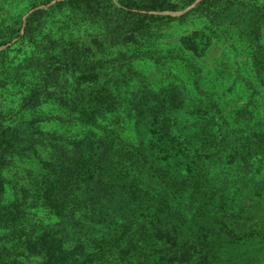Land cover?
Wrapping results in <instances>:
<instances>
[{"label": "trees", "instance_id": "obj_1", "mask_svg": "<svg viewBox=\"0 0 264 264\" xmlns=\"http://www.w3.org/2000/svg\"><path fill=\"white\" fill-rule=\"evenodd\" d=\"M52 1L27 15L24 36L49 10L68 7L88 16L101 39L69 43L32 62L43 77L32 92L52 95L22 100L21 110L51 103L60 116L40 114L15 126L0 117V264H24L12 253L22 245L41 255V264H264V46L254 16L249 24L253 6L233 18L253 43L245 67L221 50L216 57V44L193 32L169 51L166 83L123 96L138 86L116 81L111 88L102 79L117 63L132 73L120 62L128 58L108 65L105 51L135 43L164 18L181 20L169 14L184 8L163 0ZM211 5L224 14L237 6L198 0L189 13ZM181 60L198 76L208 69L220 80L179 79ZM240 71L250 80L232 81ZM61 80L64 96L55 95ZM50 120L81 133L42 132ZM38 134L52 146L39 192L31 189L29 204L26 192L10 199L12 157L35 153Z\"/></svg>", "mask_w": 264, "mask_h": 264}, {"label": "rangeland", "instance_id": "obj_2", "mask_svg": "<svg viewBox=\"0 0 264 264\" xmlns=\"http://www.w3.org/2000/svg\"><path fill=\"white\" fill-rule=\"evenodd\" d=\"M45 1L50 2L52 0H0V117L5 123L12 126L40 114L60 116L62 113L59 108L51 106V103L45 105V108L42 106L36 112H34L35 110H21L22 100L30 99L33 95L39 96L38 98H46L52 95L50 92L49 95H46L44 91L39 92V94L37 92L38 95L36 92H32L34 88H40L37 86L43 79L35 71V67H31L34 60L43 57L48 52L65 49L69 43L101 39L97 26L89 20L88 16L68 7H63L60 10H49L40 20L34 34L24 36L22 31L25 18L34 10L45 7L43 5ZM163 1L170 2L177 8H184L169 14L173 18H181L182 16L181 20L164 18L143 30L135 43H131L129 46L111 48L103 54V58L109 60V65L110 60H119L121 56L131 59V57L143 53L141 59L120 61L123 64L128 62L126 65L132 68V73L128 72L126 67L118 69L117 63L116 69L112 71L114 65H111L112 67L108 69L109 75L102 79L109 82L108 85L111 88L116 86V81H120L122 84L126 82L129 86H138L129 88L123 92V96H130L136 91V88L140 89L150 84L155 85V89H158L160 83L163 84L171 78L169 74L164 72L165 64L171 61L170 57H172L169 51L175 48L174 45L178 39L193 32L204 33V36L216 44V57H219L221 50L223 54L230 55L235 59V66L245 67L250 61L247 60V57L253 43H248L247 39L245 41L240 36L238 29L235 28L237 21L233 20L234 16L240 14L236 11L241 10L243 6L247 7L243 9V12L249 9L248 5L253 6L254 13H248L249 24L253 21L252 16H254V20L262 27L260 43L264 46V0H234L239 8L234 7L235 10L231 14H224L218 7L211 5L201 9L195 16L190 15L189 12L197 5L198 0L190 5L187 4L189 0ZM176 63L177 77L181 80L193 83V80L200 79L199 81L204 84L216 83L220 80L208 69H204L202 75L198 76L192 69L193 67L187 65L186 60ZM191 63L198 68L199 65L196 62ZM247 74L250 73L240 71L231 80L236 82L249 81L250 75ZM251 78L253 79V77ZM65 85L64 81L61 80L55 95L64 96ZM249 94H245V97ZM66 129L58 120H50L41 124L42 132L58 131L62 134L75 135L81 133L78 129L75 132ZM36 138L40 140V143L36 145V152L24 157L13 156L12 161L14 163L8 168L5 176L8 198L20 200L22 193L26 192L28 198L25 202L28 204L33 199L35 200V196L31 194H36V192L31 189L35 188L39 192L44 174V164L50 160L52 150L47 137L38 134ZM61 144L65 145V143ZM36 213L39 212L36 211ZM30 217L31 222L35 221L33 215ZM40 218L43 220L47 216L40 213ZM34 223L39 224L41 222L35 221ZM12 253L15 259L24 264H41L43 261L41 255L29 253L23 245Z\"/></svg>", "mask_w": 264, "mask_h": 264}]
</instances>
